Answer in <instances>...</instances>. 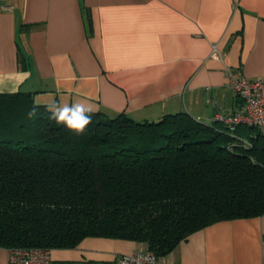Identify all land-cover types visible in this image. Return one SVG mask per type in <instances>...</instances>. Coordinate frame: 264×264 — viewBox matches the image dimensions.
<instances>
[{
    "label": "crops",
    "instance_id": "crops-1",
    "mask_svg": "<svg viewBox=\"0 0 264 264\" xmlns=\"http://www.w3.org/2000/svg\"><path fill=\"white\" fill-rule=\"evenodd\" d=\"M11 4V10L0 7V93L84 102L108 118L124 113L155 121L185 111L215 124L216 113L229 115L241 105L226 67L249 79L264 77V0ZM139 247L145 244L87 237L73 248L51 249L48 264H117L119 255ZM160 259L264 264V214L213 222ZM0 264H11L6 248Z\"/></svg>",
    "mask_w": 264,
    "mask_h": 264
},
{
    "label": "trees",
    "instance_id": "trees-1",
    "mask_svg": "<svg viewBox=\"0 0 264 264\" xmlns=\"http://www.w3.org/2000/svg\"><path fill=\"white\" fill-rule=\"evenodd\" d=\"M30 94L0 93V248L133 240L163 256L219 221L264 214V132L248 140L185 111L91 115L83 135ZM255 128V127H251Z\"/></svg>",
    "mask_w": 264,
    "mask_h": 264
},
{
    "label": "built area",
    "instance_id": "built-area-1",
    "mask_svg": "<svg viewBox=\"0 0 264 264\" xmlns=\"http://www.w3.org/2000/svg\"><path fill=\"white\" fill-rule=\"evenodd\" d=\"M0 7L11 10V0H0ZM213 51L216 52L214 46ZM226 74L233 93L241 100V105L229 115L216 113L215 120L232 130L245 124L264 132V77L249 79L230 67H226ZM7 258L11 264H48L51 261V249L7 248ZM117 264H162V262L160 256L153 250L139 247L119 255Z\"/></svg>",
    "mask_w": 264,
    "mask_h": 264
},
{
    "label": "clouds",
    "instance_id": "clouds-1",
    "mask_svg": "<svg viewBox=\"0 0 264 264\" xmlns=\"http://www.w3.org/2000/svg\"><path fill=\"white\" fill-rule=\"evenodd\" d=\"M33 104L34 106L27 113L28 119L35 118L39 108L43 106L49 113V120L55 121L57 125H63L78 136L83 135L93 123L91 114L94 112V108L91 104L75 102L71 105H61L53 96L36 97Z\"/></svg>",
    "mask_w": 264,
    "mask_h": 264
},
{
    "label": "rangeland",
    "instance_id": "rangeland-1",
    "mask_svg": "<svg viewBox=\"0 0 264 264\" xmlns=\"http://www.w3.org/2000/svg\"><path fill=\"white\" fill-rule=\"evenodd\" d=\"M239 127H240V129L238 131L239 137L243 140L250 139V137L253 136L257 131L256 128H251L250 126L245 125V124H241Z\"/></svg>",
    "mask_w": 264,
    "mask_h": 264
}]
</instances>
